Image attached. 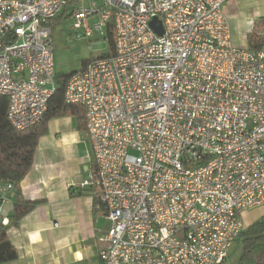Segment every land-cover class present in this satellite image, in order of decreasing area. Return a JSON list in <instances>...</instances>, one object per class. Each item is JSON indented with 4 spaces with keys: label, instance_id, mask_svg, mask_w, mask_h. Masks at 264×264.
I'll return each instance as SVG.
<instances>
[{
    "label": "built area",
    "instance_id": "obj_1",
    "mask_svg": "<svg viewBox=\"0 0 264 264\" xmlns=\"http://www.w3.org/2000/svg\"><path fill=\"white\" fill-rule=\"evenodd\" d=\"M229 1L0 0V94L18 130L59 87L54 19L114 38L64 91L85 109L95 169L81 185L110 223L104 264H222L264 204V50L234 44ZM14 189L0 179L2 228Z\"/></svg>",
    "mask_w": 264,
    "mask_h": 264
},
{
    "label": "crops",
    "instance_id": "obj_2",
    "mask_svg": "<svg viewBox=\"0 0 264 264\" xmlns=\"http://www.w3.org/2000/svg\"><path fill=\"white\" fill-rule=\"evenodd\" d=\"M236 0L224 6L225 12ZM255 21V20H254ZM253 25V24H252ZM252 27V26H251ZM95 169L86 129L73 116L54 117L48 133L39 139L33 165L20 182L25 200L41 201L21 218L11 221L16 189L5 206L9 219L7 236L17 249V258L1 264H98L110 223L100 204L99 188L82 186ZM264 215V204L243 213L247 228ZM235 246L241 247L236 240ZM232 250V248H231ZM225 264L231 262V251Z\"/></svg>",
    "mask_w": 264,
    "mask_h": 264
},
{
    "label": "trees",
    "instance_id": "obj_3",
    "mask_svg": "<svg viewBox=\"0 0 264 264\" xmlns=\"http://www.w3.org/2000/svg\"><path fill=\"white\" fill-rule=\"evenodd\" d=\"M62 15L59 16V18ZM110 51L102 56L114 52V38L109 33ZM248 46L255 50L264 47V17L256 20L251 31L247 34ZM89 61L85 60L83 66ZM74 73L68 72L56 75L59 87L50 98L47 110L40 122L31 128L18 130L7 119L8 98L0 94V179L13 182L16 189L14 210L11 221L17 224L28 212L41 201L25 200L22 196L20 182L30 171L35 151L41 136L48 133V122L54 117L73 116L81 129H86L85 109L81 105L69 104L65 100L64 91L68 78ZM94 172V169L92 170ZM96 204L100 199L96 198ZM242 246V253L237 264H264V215L248 226L237 239ZM17 258V249L7 236V228L0 227V264ZM226 261L222 264H225ZM98 264H104L101 261Z\"/></svg>",
    "mask_w": 264,
    "mask_h": 264
},
{
    "label": "rangeland",
    "instance_id": "obj_4",
    "mask_svg": "<svg viewBox=\"0 0 264 264\" xmlns=\"http://www.w3.org/2000/svg\"><path fill=\"white\" fill-rule=\"evenodd\" d=\"M226 14L230 17L234 44L245 45L252 24L264 17V0H236L229 6ZM53 22L56 75L81 69L85 60L108 53L111 49L109 41L99 33L91 38L75 39L71 20L67 15L56 18ZM231 251V262H233L238 259L241 247L233 245Z\"/></svg>",
    "mask_w": 264,
    "mask_h": 264
},
{
    "label": "water",
    "instance_id": "obj_5",
    "mask_svg": "<svg viewBox=\"0 0 264 264\" xmlns=\"http://www.w3.org/2000/svg\"><path fill=\"white\" fill-rule=\"evenodd\" d=\"M150 26L158 33L162 34L164 32V28L162 22L158 18H153L150 22Z\"/></svg>",
    "mask_w": 264,
    "mask_h": 264
}]
</instances>
